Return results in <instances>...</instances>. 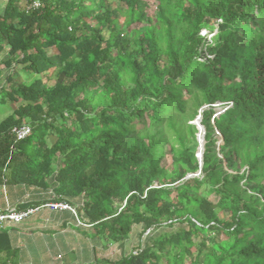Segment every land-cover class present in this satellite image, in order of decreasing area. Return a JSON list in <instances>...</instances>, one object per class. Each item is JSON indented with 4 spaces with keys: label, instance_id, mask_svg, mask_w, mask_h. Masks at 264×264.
<instances>
[{
    "label": "trees",
    "instance_id": "16d2710c",
    "mask_svg": "<svg viewBox=\"0 0 264 264\" xmlns=\"http://www.w3.org/2000/svg\"><path fill=\"white\" fill-rule=\"evenodd\" d=\"M4 53L0 185L52 191L106 245L142 227L94 264H264V0H7Z\"/></svg>",
    "mask_w": 264,
    "mask_h": 264
},
{
    "label": "crops",
    "instance_id": "0c3cea01",
    "mask_svg": "<svg viewBox=\"0 0 264 264\" xmlns=\"http://www.w3.org/2000/svg\"><path fill=\"white\" fill-rule=\"evenodd\" d=\"M6 1L1 5L0 12ZM4 55L5 53L0 55V94L2 88L9 86L6 82L9 72L4 71L1 65ZM15 71L16 67L10 73L17 82L30 83L26 81V78L32 74L17 72V78ZM7 107L13 111L15 105L0 103L1 110H6ZM52 194V191L39 188L2 184L0 185V210L22 204L31 206L45 204L50 202ZM135 227L141 226H134L130 236L133 235ZM141 238L143 240V237ZM98 239L99 237H95L93 228L80 227L77 219L70 212H51L40 209L23 222L0 231V251L15 250L18 264H94L97 259L116 261L130 254L111 259L109 251L113 245L94 242ZM142 247L140 245L138 249Z\"/></svg>",
    "mask_w": 264,
    "mask_h": 264
},
{
    "label": "built area",
    "instance_id": "2783aa9c",
    "mask_svg": "<svg viewBox=\"0 0 264 264\" xmlns=\"http://www.w3.org/2000/svg\"><path fill=\"white\" fill-rule=\"evenodd\" d=\"M32 7L38 8V7H40V4L38 2H34L32 4ZM206 33L207 32L204 30L201 32V35H205ZM211 35H213V34H211ZM211 35H208V36H211ZM233 105H234L233 102H226V103L217 102L214 105H211V106L207 105L201 109L200 113H202L204 110H208L210 108H212L215 111V113L213 114V116L211 118V123H212L211 125H212L213 130H214L215 138H217V139L219 137L222 138V136L219 133V131L216 129V127L214 125V120L216 118H218V116L222 112H224V109H223L224 106H226L225 107L226 109H229V108H232ZM199 116H201V115H199ZM31 133H32V128L28 124H23L20 127H15L12 130V134L15 136L17 141H22V140L26 139ZM220 144H222V143L220 142L219 145ZM217 147H219V146L217 145ZM218 157H220V156H218ZM220 158H222V157H220ZM198 175L199 174H196L194 176H198ZM51 199L55 200L56 197L52 194ZM40 209H46V210H49L51 212H70L75 217V219H77L79 226L89 227L80 221V219L77 217L76 210L74 208H72L69 204L62 202V201H50V202H47L45 204H42L41 206L29 207L25 210H20L17 206L16 207H8L5 210H0V231L9 228L12 225L19 224V223L23 222L29 216L37 213ZM150 231L151 230H149L145 233L144 238L148 235V233ZM139 252H140V249H137V250L133 251V254L136 255Z\"/></svg>",
    "mask_w": 264,
    "mask_h": 264
},
{
    "label": "rangeland",
    "instance_id": "374dc122",
    "mask_svg": "<svg viewBox=\"0 0 264 264\" xmlns=\"http://www.w3.org/2000/svg\"><path fill=\"white\" fill-rule=\"evenodd\" d=\"M5 2V0H0V8H1V5L3 4ZM211 36H207V41H210V38ZM14 69V68H13ZM19 72H22V71H20L19 69H17L16 68V71H15V77H17L18 78V73ZM33 78H36L34 75H28V77L26 78L27 80V82H29V81H31ZM12 110H10V108L9 107H7V109L5 110V109H0V122L3 120V119H5V118H7V117H9V116H11L12 115ZM201 119H202V116H200V123H201ZM212 123H211V120H210V125H211ZM212 126V125H211ZM198 128V134H197V142L199 143L198 144V148H197V154H196V156H199V154H200V151L202 152V149L204 148V146H205V142H204V145H203V139H202V137H203V135H201L200 134V129L202 130V128H200V127H197ZM205 131V130H204ZM215 136V135H214ZM217 139V138H216ZM218 143H217V145L219 146V143L221 142L222 143V138L221 137H219L218 139ZM202 142V143H201ZM201 146V147H200ZM204 150V149H203ZM216 153H217V155L218 156H220L221 157V155L219 154V150L217 149L216 150ZM166 166H168V163H166L165 164ZM209 199L211 200V201H216L217 200V198L214 196V195H212V196H209ZM141 231V227H135L134 228V233H133V235H131L128 239H126V241L125 242H123V243H119V244H117V245H113V246H111L110 248H111V251H109V252H111L110 253V258L111 259H115V258H119V257H121V256H123L124 254H128V253H131L132 251H135V250H137L139 247H140V245H142V243H143V240H142V238L140 237V232ZM213 237H215L214 235L212 236V237H210V238H212V239H214ZM94 242H96V243H99V244H103L104 245V242H102V241H100L99 239L98 240H94Z\"/></svg>",
    "mask_w": 264,
    "mask_h": 264
},
{
    "label": "water",
    "instance_id": "95a60500",
    "mask_svg": "<svg viewBox=\"0 0 264 264\" xmlns=\"http://www.w3.org/2000/svg\"><path fill=\"white\" fill-rule=\"evenodd\" d=\"M192 125H195L196 126V128L197 127H201L200 126V116H198L196 119H195V121H193L192 123H191ZM203 127V126H202ZM204 128V127H203ZM198 129V128H197ZM204 135H205V131H204ZM201 147V146H200ZM204 149V148H203ZM202 149V152L200 151V154H199V156H197V158H198V160L200 161V166H202V157H203V152H204V150ZM198 174V173H197ZM188 177H191V175H189V176H187L185 179H187Z\"/></svg>",
    "mask_w": 264,
    "mask_h": 264
},
{
    "label": "bare ground",
    "instance_id": "6f19581e",
    "mask_svg": "<svg viewBox=\"0 0 264 264\" xmlns=\"http://www.w3.org/2000/svg\"><path fill=\"white\" fill-rule=\"evenodd\" d=\"M201 128V127H200ZM200 134L202 135V133H201V129H200ZM204 137V136H203ZM202 143V142H201Z\"/></svg>",
    "mask_w": 264,
    "mask_h": 264
}]
</instances>
